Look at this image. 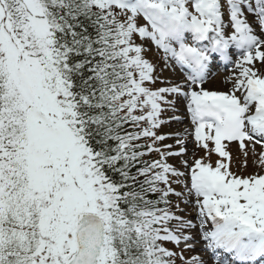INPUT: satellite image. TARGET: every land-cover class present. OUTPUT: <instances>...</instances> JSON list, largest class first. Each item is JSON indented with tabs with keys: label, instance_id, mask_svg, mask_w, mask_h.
Listing matches in <instances>:
<instances>
[{
	"label": "snow or ice",
	"instance_id": "6c2138e0",
	"mask_svg": "<svg viewBox=\"0 0 264 264\" xmlns=\"http://www.w3.org/2000/svg\"><path fill=\"white\" fill-rule=\"evenodd\" d=\"M153 45L183 82L161 80ZM232 48L231 90L206 89ZM257 62L264 0H0V264H205L184 256L195 229L216 264H261L264 151L245 175L225 144L264 147ZM180 96L207 151L181 161L190 186L168 163L181 134L160 132Z\"/></svg>",
	"mask_w": 264,
	"mask_h": 264
},
{
	"label": "rangeland",
	"instance_id": "374dc122",
	"mask_svg": "<svg viewBox=\"0 0 264 264\" xmlns=\"http://www.w3.org/2000/svg\"><path fill=\"white\" fill-rule=\"evenodd\" d=\"M150 55L154 59V62H156L158 64V68H159V63H158L157 58L155 57L154 53H150ZM256 68L261 73H264V64H261L260 62H257L256 63ZM229 69L226 72H228ZM237 71L238 70L236 68H234L233 74L236 73ZM226 72H224V73H226ZM233 74L232 75H228V76H233ZM229 78L230 77H228L226 79L227 82L230 81ZM226 81H224L223 79H220V81L215 80L214 82H216V85L215 84H211V85H209V87H211V89L217 90L218 88H222V86H226ZM209 87H207V88L209 89ZM225 88H227V87H225ZM177 129H179V128H174L172 124H169V120H167V123H165L161 127L160 132H162V133H177V131H176ZM172 139H174V136L172 138H170V141H172ZM227 146H228V148H226V150L228 152H230L231 157H232L231 169L233 171L238 172V173L242 172L243 174L247 175V173H253L255 171H259L260 170L259 166L257 165V163L255 161L258 158V154L261 151H264L263 147L255 145L256 155H254L253 152H252V144L250 143V145H247L248 156L246 158L244 156V150H242L241 147H235L234 148V147L231 146V144H228ZM198 148H199L198 146H194L193 148H189L187 154L184 155V159L183 160H188L189 164H191L193 162V159L191 158L192 152H193V158L194 159L200 158L201 156L207 157V151L206 152H202L201 150H198ZM203 154H205V155H203ZM149 156H150L149 158H152V160L153 159H159V155L157 153H155V152H153L152 155H149ZM145 158L147 159L148 157L145 156ZM149 158H148V160H149ZM211 158H212L213 161H215V159H217L216 154L213 153ZM245 159H247V161H248L246 167L244 166V160ZM173 162L177 163V164H180L178 157H175ZM185 180L190 181V176L188 178H186ZM173 186L175 188V184H173ZM178 187H180V185ZM174 199H175V197H174ZM179 203H180V207L185 209L184 215L186 217L193 218V221H195L194 220V216L196 214V211L194 210L193 205L192 204H185V203H183V200L180 201ZM209 226H211V225L209 224ZM189 243H191L193 247H196L198 245L196 243V241H194V240L190 241ZM179 246L184 247L183 243H181V245H179ZM191 250H192V253H193L192 256H197V257H200V258L203 259L204 252H200L197 248H192ZM184 256H185V258H191L190 256H186L185 254H184ZM177 264H182V262L179 259H177ZM214 264H216V263L214 262Z\"/></svg>",
	"mask_w": 264,
	"mask_h": 264
},
{
	"label": "bare ground",
	"instance_id": "6f19581e",
	"mask_svg": "<svg viewBox=\"0 0 264 264\" xmlns=\"http://www.w3.org/2000/svg\"><path fill=\"white\" fill-rule=\"evenodd\" d=\"M182 190H184V188H183V186H180V191H182ZM196 236H198V237H199L198 233H197V235H196Z\"/></svg>",
	"mask_w": 264,
	"mask_h": 264
}]
</instances>
